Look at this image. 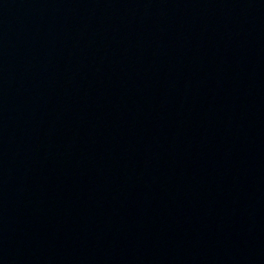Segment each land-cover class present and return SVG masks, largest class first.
Returning a JSON list of instances; mask_svg holds the SVG:
<instances>
[{
  "label": "water",
  "instance_id": "water-1",
  "mask_svg": "<svg viewBox=\"0 0 264 264\" xmlns=\"http://www.w3.org/2000/svg\"><path fill=\"white\" fill-rule=\"evenodd\" d=\"M0 264H264V0H0Z\"/></svg>",
  "mask_w": 264,
  "mask_h": 264
}]
</instances>
